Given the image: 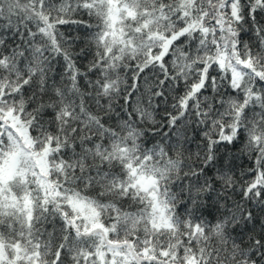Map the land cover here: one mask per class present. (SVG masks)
Segmentation results:
<instances>
[{"label": "snow or ice", "instance_id": "1", "mask_svg": "<svg viewBox=\"0 0 264 264\" xmlns=\"http://www.w3.org/2000/svg\"><path fill=\"white\" fill-rule=\"evenodd\" d=\"M0 264H264V0H0Z\"/></svg>", "mask_w": 264, "mask_h": 264}]
</instances>
